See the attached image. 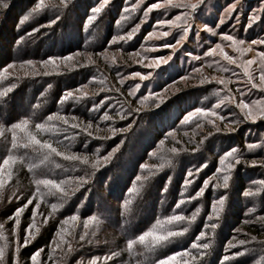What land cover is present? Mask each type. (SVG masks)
Returning a JSON list of instances; mask_svg holds the SVG:
<instances>
[{"label": "rangeland", "instance_id": "obj_1", "mask_svg": "<svg viewBox=\"0 0 264 264\" xmlns=\"http://www.w3.org/2000/svg\"><path fill=\"white\" fill-rule=\"evenodd\" d=\"M5 2L0 154L11 151L14 132L26 143L12 125L27 120L30 132L63 154L29 156L32 180L63 181L64 192L37 187L22 177L20 161L0 156V177L11 174L0 189V264L8 263L9 249L22 264L24 247H31L30 264L33 256L37 264H160L169 257V264H264V117L246 118L239 106L264 102V89L243 71L255 60L249 71L260 83L264 0H173L174 6L147 13L158 0H108L99 12L102 0H44L36 11L40 0ZM221 49L236 62L223 59ZM10 117L19 121L6 125ZM38 123L46 128L37 130ZM119 154L121 161L113 159L99 177H85L73 165L86 158L96 169L108 167ZM72 195V205L59 201ZM134 209L141 213L135 220ZM175 212H195L196 219L169 223ZM181 229L187 231L158 243L151 236L139 240ZM128 238L133 255L149 262L133 261Z\"/></svg>", "mask_w": 264, "mask_h": 264}, {"label": "snow or ice", "instance_id": "obj_2", "mask_svg": "<svg viewBox=\"0 0 264 264\" xmlns=\"http://www.w3.org/2000/svg\"><path fill=\"white\" fill-rule=\"evenodd\" d=\"M61 3H64V0H61ZM107 3H108V0H102V3L100 4V7L94 9V11L95 12H99L101 10V8H103L104 5L107 4ZM165 5L174 6L173 0H158L157 3L149 5V7L147 9H145V12L147 13L148 11H150L152 9L164 7ZM189 6L192 7V8H195L196 4H190ZM0 7H2V8H7L8 7V4L5 2V0H0ZM41 7H44V0H40V3L37 5V8L33 9V11H36L37 9H39ZM230 11H231V9H229V12ZM25 19H27V17H25ZM177 19H179V18H177ZM159 23L160 24H171L172 21H170V20H162V21H159ZM208 30L211 31V29H208ZM185 31H187V29H185ZM167 34L168 33H166V32L163 33V35H167ZM225 38L228 39V40H234V38L231 37V36H227ZM181 39H183V37H181ZM238 43L243 44L244 42L243 41H239ZM253 43H256V42L253 41ZM261 43H264V41H261ZM219 47L220 46L217 45V48H219ZM236 50L244 51L242 49H236ZM211 51L214 54L216 50L213 49ZM220 54L222 55L223 59L227 60L229 63H235L236 62V59L234 57L229 56L222 49H221V53ZM68 59H71V57H69ZM260 61H261V65H262V70L260 71V77H259L260 83L259 84L254 83L252 81L251 74H250V71H249L251 65L255 63V60L246 61L245 64L243 65V71H244V74L249 77V82L252 83V86L254 88L264 89V52L260 53ZM29 63H31V62H29ZM134 75L140 76V73H135ZM141 78L143 79V77H141ZM220 82L223 83L222 80ZM71 95H72V93H68V96H71ZM64 99H67V96L64 97ZM239 106L241 108V111H243L245 113V117L246 118L255 119L257 115H259L261 117H264V102H253V105L250 106V105L244 103L243 101H241ZM197 112H201V110L197 109ZM212 115H216V113H212ZM56 118L57 119H63L62 117H56ZM48 119L51 120V119H53V117L49 116ZM103 119H109V117L107 115H105L103 117ZM63 122L65 124L68 123V121L66 119H63ZM28 124H29V122L27 120H23V121H21L19 123H16V124L12 125V128L14 130L18 129L20 132H23L25 134L26 143L24 145H22V146H24V147H27L29 145L38 146L40 149H47L50 153H55L57 156L63 155L61 152H59L57 150V148L53 147V145L49 141L41 140V139H39L37 137V135H35L32 132H30L28 130ZM72 126L73 127H78V125H75V124L72 125ZM91 127H92V125H91V123H89L88 124V128H91ZM35 128L37 130H44L46 128V125L38 123V124L35 125ZM85 131H87V129H85ZM13 147H16V135H15V132L13 133ZM249 147L250 148L254 147V145H249ZM171 151L175 152L176 149H172ZM235 151L236 150L233 149L231 152L225 153V155L223 157H221V160H220L221 164L224 163V161H225V159L227 157L232 156ZM46 158L47 157H45V159ZM67 158L68 159H76L77 157H67ZM9 159H13L14 160V158H12V157H10ZM105 159H107V158H105ZM84 162H87L86 158H85ZM8 163H9V161L5 160V164L7 165ZM253 163H255V162H253ZM232 167H233L232 164L228 165L229 169L232 168ZM10 179H11V174L10 173H9L7 179H5L3 177H0V189H3L4 185ZM223 180H224V183L221 186L224 187V188H227L228 187L229 176L225 175L223 177ZM36 183L39 184V185H44L45 187H48V188H55L59 192H64V188L62 187L63 181L58 183L56 180H53V179H41V180H37ZM261 183H264V181H262ZM37 191H39V189H37ZM202 191H203V189L198 191L196 193V196L201 195ZM251 194L252 193H246V195H251ZM16 198L19 199V197H16ZM223 200H224V198L221 197L219 202H218V204L220 206L223 205ZM32 202H33L32 200H28L27 203L24 204L22 208H17L16 211H15L16 216L19 217L20 213L23 211V208H26L28 206V204H31ZM52 208H53V211H55L56 208H57V205L53 204ZM198 211H199V209L196 210V212H198ZM217 212H218V209H217ZM71 219L75 220V219H77V217L73 216V217H71ZM89 219L91 221H95L97 218L96 217H91ZM185 219L195 220L196 219V213L194 212L191 217H185V216H182V215H174V216L168 217L167 221L169 223H171L173 221H183ZM66 222L67 221H65V223ZM159 223L160 222L158 221L157 224L159 225ZM88 224H89V221H86L84 226L88 227ZM0 227H2V225H0ZM211 227L215 228V224L211 225ZM184 231H187V229H181L178 232L168 231L166 234L159 233V232H156V231H151V232L145 233L144 235L140 236L139 240L141 242H143L147 236H151L152 239H153V242L154 243H158L160 241L166 240L169 237H172V236H175V235H180ZM58 235H59V233H58ZM204 235L205 234L203 232L200 233V236H204ZM81 239H83V236H81ZM193 247H205L206 248L207 245L206 244L205 245H195L194 244ZM36 255H39V253H37ZM177 255H181V254L178 253ZM201 255H203V253H201ZM2 258H3V250L0 249V259H2ZM32 260H33V264H37L36 256H33ZM173 260H174V257H169L167 261H161L160 264H169V262H171ZM184 264H187V262L185 261Z\"/></svg>", "mask_w": 264, "mask_h": 264}, {"label": "trees", "instance_id": "obj_3", "mask_svg": "<svg viewBox=\"0 0 264 264\" xmlns=\"http://www.w3.org/2000/svg\"><path fill=\"white\" fill-rule=\"evenodd\" d=\"M0 73H1V71H0ZM2 82L0 81V84H1ZM9 85H10V83H9ZM31 86V89H34V88H36V85H34V84H32V85H30ZM25 116V115H24ZM29 117V116H28ZM29 118H31V117H29ZM31 119H34V118H31ZM36 119H37V117H36ZM38 119H40V118H38ZM5 120V124L7 125H11L12 123H14V122H18L19 120L17 119V120H14L12 123H11V117L10 118H5L4 119ZM43 120V119H42ZM10 122V123H9ZM36 123H37V120H36ZM19 131V130H18ZM17 134H18V132H17ZM16 138H18L17 139V143H16V147H14V150H13V143H11L12 145L10 146L11 148V151L9 150L8 151V149H4L3 150V153L5 154V158H8V157H12V158H16L18 161H20V164L22 165V167L20 168L21 169V174H22V177L26 180H28V181H31L32 180V175H31V173L30 172H32V168H31V166L32 165H35L34 163H32V161L30 160V161H27V158L29 157V156H33V157H35L37 160H39V159H41V158H43V157H47V158H53V157H55V153H50L47 149H39V150H37V149H35V152H34V149H32V148H26V149H24V147L22 146V145H20V143H21V141H20V136L19 135H17L16 136ZM20 141V142H19ZM92 144H94V143H92ZM6 146V145H5ZM8 151V152H7ZM4 154H0V156H2V155H4ZM38 154H40V156H38ZM36 159H34V162H37L36 161ZM113 159L115 160V159H117L119 162L121 161V159H122V155L121 154H119V155H115V157L113 158H111L110 160H109V162H107V163H105L106 165L105 166H108V167H101V168H99V169H96V167L94 168V162L93 161H89V162H82L81 164H79V163H74L73 165L74 166H76L77 167V170L78 171H80L81 172V174L82 175H84L85 177H88V178H94V177H96V176H102V175H104L107 171H111V165L113 164L114 165V163H113ZM109 173V172H108ZM79 174V173H78ZM81 175V176H82ZM32 182L37 186V184H36V182H35V180H32ZM38 187V186H37ZM39 187H40V185H39ZM127 189V188H126ZM125 190V189H124ZM126 192L124 191V194H125ZM72 197V198H71ZM70 198L69 197H65V198H60L59 199V201H62V202H64V204H67V205H72V200L71 199H74L75 197H76V195H72ZM164 206H168L166 203L164 204ZM125 207H126V212L129 210H132V207H133V205L132 204H127V205H125ZM196 207V206H195ZM168 208V207H167ZM138 209H139V207H138ZM138 209H134V211L135 210H137V211H135L136 213L134 214V215H136V216H134V220L138 217V218H140V216H141V213H138ZM175 214H177L176 212L174 213V215ZM129 218V217H128ZM128 218H127V220H128ZM116 219H119V217H115V220ZM188 227H190V225L188 224L187 225ZM49 229H45L44 230V233L46 234V238H48V240H49V235H50V231H48ZM132 239L131 238H128L126 241H125V245H127V248H128V251H129V253H130V255L133 257V261H136V259L137 258H139V259H141V260H146V262H149V260H147L148 258H146V257H135L134 255H133V253H132V248L133 247H131L132 246ZM35 248H36V246H35ZM37 249V248H36ZM35 249V250H36ZM34 250V251H35ZM31 251V247H24V248H22L18 253H19V256L20 257H22V258H24V261H22V264H30V256L32 255V253L30 252ZM9 255V258H8V263L7 264H15L14 263V261H13V255H12V253H11V250L9 249V253H8ZM144 256V255H143Z\"/></svg>", "mask_w": 264, "mask_h": 264}]
</instances>
